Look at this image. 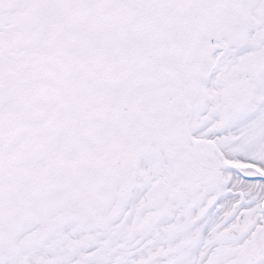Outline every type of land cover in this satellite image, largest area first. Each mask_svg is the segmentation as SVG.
<instances>
[{
	"label": "snow or ice",
	"instance_id": "snow-or-ice-1",
	"mask_svg": "<svg viewBox=\"0 0 264 264\" xmlns=\"http://www.w3.org/2000/svg\"><path fill=\"white\" fill-rule=\"evenodd\" d=\"M0 264H264V0H0Z\"/></svg>",
	"mask_w": 264,
	"mask_h": 264
}]
</instances>
